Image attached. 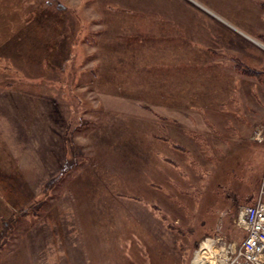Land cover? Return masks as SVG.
I'll use <instances>...</instances> for the list:
<instances>
[{"label":"rangeland","instance_id":"1","mask_svg":"<svg viewBox=\"0 0 264 264\" xmlns=\"http://www.w3.org/2000/svg\"><path fill=\"white\" fill-rule=\"evenodd\" d=\"M53 14L66 23L33 31ZM0 56L19 73L0 70V264H76L77 232L87 264L241 242L233 219L264 187V0H0ZM28 156L41 175L63 165L35 187Z\"/></svg>","mask_w":264,"mask_h":264},{"label":"built area","instance_id":"2","mask_svg":"<svg viewBox=\"0 0 264 264\" xmlns=\"http://www.w3.org/2000/svg\"><path fill=\"white\" fill-rule=\"evenodd\" d=\"M256 138L262 141L261 132ZM264 187L253 204L241 205L233 226L243 235L241 242L215 234L202 240L189 264H264ZM205 260L210 262H205Z\"/></svg>","mask_w":264,"mask_h":264},{"label":"trees","instance_id":"3","mask_svg":"<svg viewBox=\"0 0 264 264\" xmlns=\"http://www.w3.org/2000/svg\"><path fill=\"white\" fill-rule=\"evenodd\" d=\"M49 15H50V13H48ZM37 15V14H36ZM35 14H34V16H35V19H38V17H39V15L40 14H38L37 16H36ZM56 18H54V19H51V21L48 23V22H44V20H41V22H40V26L38 27V26H35V27H38V28H33V31H35L36 29V32L37 31H39L40 32V34H41V32H44L43 30H45L46 28H58V27H61L60 25H62V24H64V23H66V21L64 22V18H62V17H60V16H58V15H56V14H53ZM42 17L43 18H45V17H47L44 13H43V15H42ZM64 22V23H63ZM46 23V24H45ZM58 24V26L56 27L54 24ZM63 27H65V26H63ZM39 28H41L40 30H39ZM63 29V30H62ZM62 29H58L57 31L55 30L54 31V33H58V32H62V31H64L65 30V28H62ZM51 34H52V31H51ZM15 38V39H14ZM18 40H20V37H18V36H16V34L14 35V36H12V38H11V43H8L9 45V47H10V45H13V42L15 41V42H17ZM54 42V43H53ZM57 42V41H56ZM47 43H53V44H55V41H52V42H47ZM58 43V42H57ZM17 48V47H16ZM8 49H10V48H8ZM15 50H19V48L18 49H15ZM71 54H69V59L67 60V61H65V63L64 64H69L70 63V61L72 60H70V58H72L73 56H70ZM85 59H88V57H85ZM3 57H1L0 56V70L2 71H6V72H8V73H12V74H19L17 71H15L14 69H12V67L9 65V64H4V65H1V64H3ZM70 60V61H69ZM8 62H10V60L8 61ZM69 66V65H68ZM77 72V71H76ZM77 75L76 76H78V82H79V85H81V84H83V83H91L92 81H94L96 78H97V73H96V70L95 69H91V68H89V69H84V71H82L81 73H79L78 74V72L76 73ZM92 79V80H91ZM83 82V83H82ZM141 109H143V110H145V111H150V108H148V107H146V106H142V108ZM166 119H162V121H165ZM108 134H109V132H108ZM109 135H112L111 133L109 134ZM110 138L111 139H106V137H105V135H102V137H100V140L99 141H102V142H105V141H108V144L111 146V150H108V149H106L105 150V152H106V154L108 155V154H112V152H113V148H115L116 147V141L118 140V138H117V135H113V136H110ZM156 139H159L160 141H162V142H167L168 140H170V139H167V138H162V137H155ZM102 151H101V158H102ZM161 156V155H160ZM100 158V159H101ZM161 160L164 162V163H166V164H169V160L167 159V158H164L163 156H161ZM85 161L86 160H82V161H80V164H82V163H85ZM77 163H78V166L77 167H79V161H77ZM103 162H102V160H99V159H97V163L95 164V167H97V164H99V166L102 164ZM77 167H75V168H77ZM94 167V168H95ZM71 172V171H70ZM99 171L98 170H96V173H98ZM69 173V172H68ZM67 173V174H68ZM67 174H64V178H65V176L67 175ZM59 182H56L55 183V185L56 184H58ZM68 195L70 196L71 195V192L67 189L66 190V192H64V197L65 198H67L68 197ZM69 199V198H68ZM30 206V205H29ZM28 207V206H27ZM37 212V210H35V213ZM35 217H36V219H37V215H35ZM45 225V224H44ZM49 234L51 235L52 233L51 232H49Z\"/></svg>","mask_w":264,"mask_h":264},{"label":"crops","instance_id":"4","mask_svg":"<svg viewBox=\"0 0 264 264\" xmlns=\"http://www.w3.org/2000/svg\"><path fill=\"white\" fill-rule=\"evenodd\" d=\"M9 107L11 108V109H13V104H10L9 105ZM63 156V155H62ZM61 156V159L58 161V162H54V166H55V169H49L48 170V172L45 174V171H44V169H43V171H41V172H43L45 175H50V177L52 176V174L54 175V173H56V171L55 170H60L61 168H62V159L64 158V157H62ZM32 156H28V157H25L24 159H21V166H22V168H23V170L24 171H26L27 172V174H26V176H28L29 175V177L30 176H32V178L34 179V181H33V183H31L33 186H35V187H37V186H44V181H45V179H44V175H43V173H42V175L41 174H39V170H37L36 169V167H35V165H34V161H33V159L32 160H30V158H31ZM62 171V170H61ZM12 176V175H11ZM13 177V176H12ZM28 180H30V178H28ZM28 182L29 181H27V182H25L24 184H23V186H20L21 188L22 187H28ZM54 184V183H53ZM22 185V184H21ZM28 196V195H27ZM1 198V197H0ZM27 199V200H26ZM25 199V201H24V204L23 205H21L22 207L24 206V207H27V206H29L30 205V203L29 202H33V201H29V197L28 198H26ZM1 201V207H0V222L1 221H4V219L7 217H12V210H13V205L10 203V202H5V201H3L2 199H0ZM3 201V202H2ZM3 204V205H2ZM36 205V204H35ZM43 207L45 204L42 202L41 204H37V212H36V214H38L39 213V211H40V213H43V215H44V210H42L41 209V206ZM43 215H40V216H38L37 215V225H40V226H44V224H45V220H44V217L45 216H43ZM83 231V230H82ZM84 234V233H83ZM77 235H78V237H77V239H76V241H75V243H77V244H79V246L80 247H78V255H79V259H78V261L76 262V264H87V254H86V252H87V245H88V241L85 243V245L82 243V241L80 240V235H79V232H77ZM165 242H167V240L165 239ZM74 246H76L74 243H73V245H72V247H74ZM197 247V246H196ZM72 249V248H71ZM190 262V261H189Z\"/></svg>","mask_w":264,"mask_h":264},{"label":"bare ground","instance_id":"5","mask_svg":"<svg viewBox=\"0 0 264 264\" xmlns=\"http://www.w3.org/2000/svg\"><path fill=\"white\" fill-rule=\"evenodd\" d=\"M233 227H234V226H233ZM234 229H236V228L234 227ZM236 231H237V232H240L238 229H236ZM197 246H198V245H197ZM212 260H213V259H211L210 261H212ZM204 261H205V262H210V261L205 260V259H204Z\"/></svg>","mask_w":264,"mask_h":264}]
</instances>
